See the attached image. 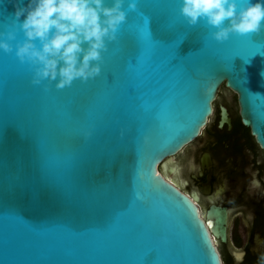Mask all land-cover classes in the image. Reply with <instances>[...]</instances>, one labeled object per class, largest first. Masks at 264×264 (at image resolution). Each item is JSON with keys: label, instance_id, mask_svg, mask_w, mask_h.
Listing matches in <instances>:
<instances>
[{"label": "water", "instance_id": "water-1", "mask_svg": "<svg viewBox=\"0 0 264 264\" xmlns=\"http://www.w3.org/2000/svg\"><path fill=\"white\" fill-rule=\"evenodd\" d=\"M222 85L264 152V0H0V264H224L159 170Z\"/></svg>", "mask_w": 264, "mask_h": 264}, {"label": "flooded vegetation", "instance_id": "flooded-vegetation-1", "mask_svg": "<svg viewBox=\"0 0 264 264\" xmlns=\"http://www.w3.org/2000/svg\"><path fill=\"white\" fill-rule=\"evenodd\" d=\"M159 170L198 197L205 219L212 206L228 210L227 240L215 239L224 264L223 254L243 264H264V152L243 125L232 90L221 86L200 134L159 164Z\"/></svg>", "mask_w": 264, "mask_h": 264}, {"label": "rangeland", "instance_id": "rangeland-1", "mask_svg": "<svg viewBox=\"0 0 264 264\" xmlns=\"http://www.w3.org/2000/svg\"><path fill=\"white\" fill-rule=\"evenodd\" d=\"M223 256H224L223 258H225L226 260V255L223 254ZM227 257H229L231 260H229V262H226V264H243L242 261H234L233 258H231L230 256H227Z\"/></svg>", "mask_w": 264, "mask_h": 264}, {"label": "trees", "instance_id": "trees-1", "mask_svg": "<svg viewBox=\"0 0 264 264\" xmlns=\"http://www.w3.org/2000/svg\"><path fill=\"white\" fill-rule=\"evenodd\" d=\"M229 255H226V262H229V260H231L229 257H227ZM231 257V256H230ZM232 258V257H231ZM234 260V259H233Z\"/></svg>", "mask_w": 264, "mask_h": 264}]
</instances>
